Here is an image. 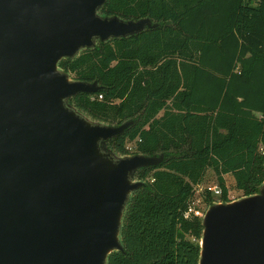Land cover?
Here are the masks:
<instances>
[{
	"label": "trees",
	"instance_id": "obj_1",
	"mask_svg": "<svg viewBox=\"0 0 264 264\" xmlns=\"http://www.w3.org/2000/svg\"><path fill=\"white\" fill-rule=\"evenodd\" d=\"M99 12L158 26L61 59L101 86L68 101L98 122L133 120L106 142L115 153H165L135 171L145 184L123 213L124 251L106 264H198L203 214L184 216L194 186L212 170L221 194L206 191L209 206L231 200L225 175L242 196L264 180V0H107Z\"/></svg>",
	"mask_w": 264,
	"mask_h": 264
},
{
	"label": "water",
	"instance_id": "obj_2",
	"mask_svg": "<svg viewBox=\"0 0 264 264\" xmlns=\"http://www.w3.org/2000/svg\"><path fill=\"white\" fill-rule=\"evenodd\" d=\"M107 0H0V264H106L136 170L158 155H119L106 142L133 120L98 122L68 101L94 94L58 63L98 42L158 26L102 15ZM198 264H264V180L254 194L210 204Z\"/></svg>",
	"mask_w": 264,
	"mask_h": 264
},
{
	"label": "rangeland",
	"instance_id": "obj_3",
	"mask_svg": "<svg viewBox=\"0 0 264 264\" xmlns=\"http://www.w3.org/2000/svg\"><path fill=\"white\" fill-rule=\"evenodd\" d=\"M69 103L73 105L71 102ZM80 111L83 112L82 110ZM225 182L228 187V198L229 199H237L242 196L241 191L235 189L234 179L231 175L229 174L225 175ZM214 186H218V185L216 183L212 170L209 169L206 173V176L204 177V180L200 184L194 186V194L191 198L189 208L186 210L190 216L192 215V213H198V214L204 213L205 209L208 207L207 201L205 200V197L208 194L206 191H209L207 188L214 187ZM209 193L214 199H218V195H214L213 191L210 190Z\"/></svg>",
	"mask_w": 264,
	"mask_h": 264
},
{
	"label": "built area",
	"instance_id": "obj_4",
	"mask_svg": "<svg viewBox=\"0 0 264 264\" xmlns=\"http://www.w3.org/2000/svg\"><path fill=\"white\" fill-rule=\"evenodd\" d=\"M92 99L94 98L93 96L91 97ZM102 98V95L101 94H99L98 95V99H101ZM133 143L134 142H129L128 144H127V146H126V148L127 149H129L130 151H132L133 150ZM259 151L262 153V154H264V146L262 145V143H260V146H259ZM209 191L211 190V191H213V193H214V195H220L221 194V188L220 187H218V186H214V187H208L207 188ZM192 214H195V215H199L198 213H192ZM201 214V213H200ZM184 216L185 217H190V215H189V213L186 211L185 213H184Z\"/></svg>",
	"mask_w": 264,
	"mask_h": 264
}]
</instances>
